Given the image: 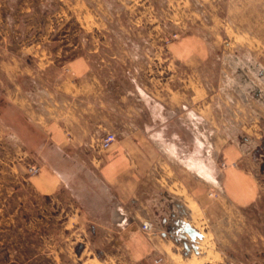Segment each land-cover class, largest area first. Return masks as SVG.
I'll return each mask as SVG.
<instances>
[{"label": "rangeland", "instance_id": "obj_1", "mask_svg": "<svg viewBox=\"0 0 264 264\" xmlns=\"http://www.w3.org/2000/svg\"><path fill=\"white\" fill-rule=\"evenodd\" d=\"M103 1L107 30L95 37L107 41L100 52L112 61L106 69L133 68L150 85L146 76L168 82L173 93L202 88L198 92L203 115L212 124L205 125L204 132L219 138V144L225 141L223 133L229 130L234 135L255 167L259 194L239 206L207 190L220 201L217 204L224 202L219 216L217 206L202 208L187 193L186 220L165 217L163 210L146 204L140 210L135 204H123L116 215L115 192L91 163L93 167L80 171L77 181L59 197L55 192L43 195L33 184L41 171L32 175L28 169L31 164L41 168L48 164L55 173V157L39 156L42 135L13 109L0 85V264H157V260L159 264H264V0ZM183 40H189L186 48L181 47ZM187 48L189 55L203 56L200 66L191 62L194 59L182 58ZM127 54L135 57L133 65L114 63L112 56ZM120 82L124 89L133 87L126 78ZM26 84L27 101L40 103L33 93L35 84ZM171 101L180 100L174 96ZM39 103L40 119L55 120V107L42 110ZM124 105L118 122L123 132L147 131L149 119L158 116L154 108L148 111L132 98ZM21 130L31 133L29 142L23 140ZM206 147L207 143L204 169L211 171ZM84 160L90 164L89 158ZM223 162L219 160L221 168ZM180 204L172 209L183 217L186 210ZM149 218L155 232L146 234L141 224ZM156 224L166 231L164 236ZM187 227L197 233L191 234ZM139 245L153 249L143 255L133 248Z\"/></svg>", "mask_w": 264, "mask_h": 264}, {"label": "crops", "instance_id": "obj_2", "mask_svg": "<svg viewBox=\"0 0 264 264\" xmlns=\"http://www.w3.org/2000/svg\"><path fill=\"white\" fill-rule=\"evenodd\" d=\"M103 13H108L103 0H0L2 92L14 110L34 123L36 134L42 135L39 156L55 157V173L44 164L33 178L36 189L43 195L55 192L59 197L77 181L80 171L93 167L92 163L98 169L95 173L115 192L119 201L116 215L123 204L132 203L138 210L146 204L163 210L165 217L186 220V193L202 208L217 206L218 216L223 212L220 205L224 199L239 206L253 202L260 189L254 178L255 167L246 158L248 153L229 130L223 133L222 144L204 132L205 125L212 124L203 115L198 92L202 88L173 93L168 82L162 84L146 76L150 85L133 68L125 72L106 69L112 61L100 52L107 41L95 37L98 31L107 30ZM188 42L183 40L181 47L186 48ZM188 52L187 48L182 58L194 59L191 62L200 66L203 56ZM112 57H116V64H132L135 59L132 54ZM125 78L133 84L131 89L121 85ZM25 82L35 84L33 93L40 103L27 101L25 96L30 91ZM54 94L55 100L50 99ZM173 94L180 100L176 104L171 101ZM131 98L148 111L154 108L157 112L158 116L149 119L151 128L147 131L119 130L125 100ZM38 103L42 110L55 107V120L44 123ZM107 130L115 131L118 139L99 152L94 144ZM27 133L21 130L19 134L28 142ZM205 143L211 171L204 169ZM219 160L226 163L225 168L220 167ZM220 189L223 194H219ZM207 190L224 202L217 204L219 200ZM181 201L186 210L183 217L172 209L173 204L182 205ZM156 228L165 235L157 224ZM133 248L142 250L143 255L153 249Z\"/></svg>", "mask_w": 264, "mask_h": 264}, {"label": "built area", "instance_id": "obj_3", "mask_svg": "<svg viewBox=\"0 0 264 264\" xmlns=\"http://www.w3.org/2000/svg\"><path fill=\"white\" fill-rule=\"evenodd\" d=\"M118 139V135L114 131H106L105 134L99 139L96 145V149L99 152H104L109 149ZM223 167H226V163H222ZM29 172L32 175H37L41 171V166L38 164H31L29 166ZM141 228L146 234L155 232V224L151 219H147L142 222ZM161 260H157L156 263L159 264Z\"/></svg>", "mask_w": 264, "mask_h": 264}, {"label": "water", "instance_id": "obj_4", "mask_svg": "<svg viewBox=\"0 0 264 264\" xmlns=\"http://www.w3.org/2000/svg\"><path fill=\"white\" fill-rule=\"evenodd\" d=\"M186 230L190 232L191 234L197 233L193 228L187 227Z\"/></svg>", "mask_w": 264, "mask_h": 264}, {"label": "trees", "instance_id": "obj_5", "mask_svg": "<svg viewBox=\"0 0 264 264\" xmlns=\"http://www.w3.org/2000/svg\"><path fill=\"white\" fill-rule=\"evenodd\" d=\"M27 134H28V133H27ZM29 134H31V133H29ZM29 134H28V136H29ZM28 136H27V137H28ZM28 142H29V139H28Z\"/></svg>", "mask_w": 264, "mask_h": 264}, {"label": "bare ground", "instance_id": "obj_6", "mask_svg": "<svg viewBox=\"0 0 264 264\" xmlns=\"http://www.w3.org/2000/svg\"><path fill=\"white\" fill-rule=\"evenodd\" d=\"M201 172V171H200ZM204 173V172H203ZM205 175V174H204Z\"/></svg>", "mask_w": 264, "mask_h": 264}]
</instances>
